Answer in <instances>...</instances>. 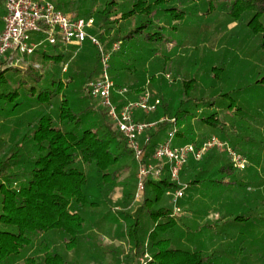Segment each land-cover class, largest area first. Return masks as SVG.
<instances>
[{
  "label": "trees",
  "instance_id": "obj_1",
  "mask_svg": "<svg viewBox=\"0 0 264 264\" xmlns=\"http://www.w3.org/2000/svg\"><path fill=\"white\" fill-rule=\"evenodd\" d=\"M56 6L62 10L63 3ZM200 7H206L208 17L216 13L225 18L222 29L219 28L226 30L223 38L237 41L247 40L241 37L249 38L254 45L252 48L264 53V0H106L96 13V26H106L110 32L111 24L129 23L121 24L110 38H106L104 32L100 34L106 46L116 41L122 43L117 53L121 62H125V70L113 76L115 90L112 94L119 107L144 92L148 81L151 87L155 85L157 73L147 76L148 70L153 68L151 62L156 59L163 70L174 68L176 75L181 72L183 66L170 56L173 50L169 51L167 46L175 44L173 36L178 34V25ZM117 14L120 17H116ZM5 15V2L0 0V23L4 25ZM71 54L59 46H50L27 57L33 60L23 66H4L3 61L0 64V118L34 110L27 119V130L14 144L11 154H2L0 145V264H20L21 261L25 264H69L56 243L47 242L46 236L51 233L65 235L66 248L77 247L93 216L99 214L100 220L107 217L108 213H101V208L110 205L123 170L130 160L135 161L126 138L114 127L108 110L97 107L88 92L89 81L99 71V53L95 57L83 56L93 62L89 70L74 71L69 65L63 73L64 64L72 59ZM35 60H41L42 64L37 66ZM144 61L151 64L138 68ZM51 63L56 66L55 71H47ZM154 69L157 70L156 66ZM216 69L219 76L223 69L213 68ZM131 76L135 77L129 85L124 80ZM162 76L165 78V73ZM181 83L177 104L172 105L165 93L158 95L151 91L154 97L161 99L157 110L136 113L137 121L156 123L145 132L149 137L145 144V161L153 160V153L169 124L161 121L162 118L175 119L178 144H200L210 137L200 139L190 128L183 129V123L192 119L220 129L225 140L227 124L220 118L219 107L228 96L233 104L235 99L230 93L201 99L195 97L198 85L195 78L183 79ZM254 83L264 88V77ZM123 88L130 90L126 96L117 92ZM222 153L212 149L202 159L190 160L180 173L183 179L190 177L184 189L192 190L197 186L202 174L207 173L208 167L216 163L217 155ZM138 168L132 174L135 178ZM236 170L239 169L229 159L214 172L223 176L205 179L217 186L231 184L230 177ZM180 188L181 184L172 180L167 164L159 177H150L146 182L144 199L136 213L115 211L118 217L130 221L127 233L133 246V262L146 251L141 235L145 223L142 214L153 224L147 235V246L153 257L145 264L213 262L212 255L207 252L170 247L167 245L169 239L161 237L178 225L173 206L166 199L168 191ZM162 242L167 246L159 247ZM41 251L43 257H39Z\"/></svg>",
  "mask_w": 264,
  "mask_h": 264
},
{
  "label": "rangeland",
  "instance_id": "obj_2",
  "mask_svg": "<svg viewBox=\"0 0 264 264\" xmlns=\"http://www.w3.org/2000/svg\"><path fill=\"white\" fill-rule=\"evenodd\" d=\"M53 1L55 4L63 3L61 8L66 13L82 17L93 16L95 19L96 13L106 3V0ZM116 17H120V14ZM224 22L225 18H221L216 13L208 17L206 7H200L198 11L189 14L178 25V34L173 36L175 44L167 46L169 51L173 50L170 56L177 64L183 66L181 72L176 75L174 68L163 70L159 59H156L151 63L157 70L153 71V68L148 70L147 77L155 73L159 77L157 76L155 85L151 87L148 81L145 88L158 95L165 93L172 105L178 102L183 79L197 80L195 97L201 99L230 93L235 103L233 104L228 96V100L219 107L220 118L227 124L225 140L248 158L249 165L244 170L235 171L230 177L233 180L231 184L217 186L215 183H210L205 178L223 176L214 173L219 166L229 161L228 155L222 153L217 155V162L208 167L207 173L202 174V181L197 186L192 190H184L183 198L175 200L178 189L168 191L166 201L173 206V213L178 217V225L161 234V237L164 240L169 239L167 245L170 247L211 254L214 259L211 264H264V88H259L254 83L256 79L264 77V53L254 50L249 38L241 37L247 39L246 41L223 38L226 30L220 31V29ZM121 24L126 26L129 23L111 24L113 29L110 32L106 26L97 25L92 32L100 33L103 30L105 37L110 38ZM4 27V23H0V31H3ZM233 33L236 34V30ZM33 36L40 39L44 35L33 33ZM76 49L78 52L74 55ZM70 52L72 59L69 58L68 61L74 71L81 68L89 70L93 62L83 56L95 57L98 54L96 47L88 41L84 46ZM118 54L115 53L110 62L112 78L125 70V62H121ZM31 60L33 59L26 58L28 63ZM2 63L0 61V64ZM35 63L42 64L41 60H35ZM151 63L144 61L138 65V68H144ZM3 65L5 66V63ZM214 67L223 69L219 76L216 75L218 69L213 70ZM55 69L53 63L47 66V71H55ZM163 73L165 78L162 76ZM176 76L177 80H174ZM133 77L124 82L131 85L134 81ZM117 92L120 96H126L125 94L130 90L128 89L124 94ZM93 101L97 107L104 108L99 100L93 98ZM32 111L34 110L30 109L7 118H0V145L4 151L2 154H11L14 144L27 130V119ZM173 119L171 116L170 119H164L169 124L161 135V143L167 138L168 128L172 126ZM187 128H190L200 139L211 135H218L221 138L223 136L220 129L203 125L199 119L184 122L183 129ZM146 138L149 137L145 133L141 137L142 143ZM176 141L180 143L179 140ZM150 162L157 163L154 160ZM128 164L129 166L122 172V179L112 195L110 205H103L101 208V213H108L107 217L100 220L99 214L93 216L86 225V235L77 247L67 249L65 235L51 233L46 236L47 242L56 243L69 264H145L147 259L153 257L152 251L147 246V235L153 224L142 214L145 223L141 235L145 241L146 251L140 255L139 260L133 262L131 258L133 246L127 233L130 221L123 220L121 216L118 217L119 213L115 212L136 213L144 199L143 194L137 197V177L132 175L137 170V166L139 167V163L130 160ZM191 170H187L185 175ZM189 178H181L182 188H186ZM230 178L228 177L227 180ZM129 194L131 197H128ZM176 207L181 211L175 213ZM167 245L162 242L159 247ZM39 257H43L42 251L39 252ZM20 264L25 263L21 261Z\"/></svg>",
  "mask_w": 264,
  "mask_h": 264
},
{
  "label": "built area",
  "instance_id": "obj_3",
  "mask_svg": "<svg viewBox=\"0 0 264 264\" xmlns=\"http://www.w3.org/2000/svg\"><path fill=\"white\" fill-rule=\"evenodd\" d=\"M4 2L6 15L5 27L0 32V61L7 66H23L27 62V57L50 46H59L66 53L84 46L87 41L96 47L100 67L98 74L89 81L87 89L90 95L99 100L108 110L114 127L124 135L134 159L139 163L137 197L144 195L148 179L159 177L167 164L172 180L181 184L180 173L189 164L190 159L198 161L212 149L226 153L236 169L244 170L248 167V158L218 135H211L200 144L176 143L178 127L175 119L171 120L173 124L168 128L167 138L156 147L153 153V160L157 163L145 161V144L149 138L142 143L141 137L156 123L137 121L136 113L156 111L161 99L154 97L153 93L146 89L136 99L128 100L120 107L113 101L115 81L110 73V62L112 56L121 49V41L106 46L100 37L103 30L100 33L92 32L96 28L93 16L76 17L59 9L53 0H4ZM33 33L44 36L38 39L33 36ZM77 52L76 49L74 55ZM68 66L69 61L64 64V72L67 71ZM127 91V88H123L120 93ZM184 190L180 188L176 191L175 200L183 198ZM180 211L181 209L176 207L175 213Z\"/></svg>",
  "mask_w": 264,
  "mask_h": 264
}]
</instances>
